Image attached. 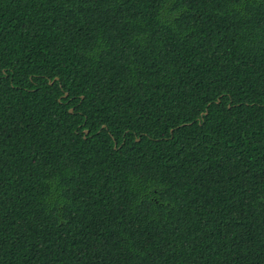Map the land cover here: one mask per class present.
I'll list each match as a JSON object with an SVG mask.
<instances>
[{"label": "trees", "instance_id": "trees-1", "mask_svg": "<svg viewBox=\"0 0 264 264\" xmlns=\"http://www.w3.org/2000/svg\"><path fill=\"white\" fill-rule=\"evenodd\" d=\"M0 264H264V0H0Z\"/></svg>", "mask_w": 264, "mask_h": 264}, {"label": "water", "instance_id": "water-1", "mask_svg": "<svg viewBox=\"0 0 264 264\" xmlns=\"http://www.w3.org/2000/svg\"><path fill=\"white\" fill-rule=\"evenodd\" d=\"M70 113H72V110H70ZM86 134H87V132H86Z\"/></svg>", "mask_w": 264, "mask_h": 264}]
</instances>
